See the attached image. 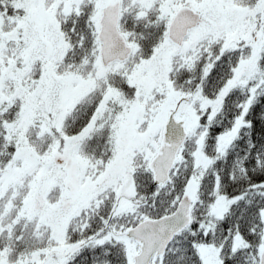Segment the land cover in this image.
Listing matches in <instances>:
<instances>
[{"label": "snow or ice", "instance_id": "6c2138e0", "mask_svg": "<svg viewBox=\"0 0 264 264\" xmlns=\"http://www.w3.org/2000/svg\"><path fill=\"white\" fill-rule=\"evenodd\" d=\"M0 264H264V0H0Z\"/></svg>", "mask_w": 264, "mask_h": 264}]
</instances>
